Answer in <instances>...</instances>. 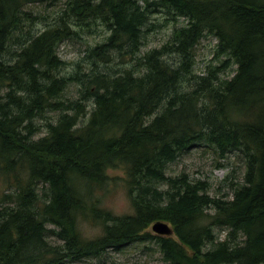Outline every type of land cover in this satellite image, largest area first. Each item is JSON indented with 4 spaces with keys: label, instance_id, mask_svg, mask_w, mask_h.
I'll use <instances>...</instances> for the list:
<instances>
[{
    "label": "trees",
    "instance_id": "obj_1",
    "mask_svg": "<svg viewBox=\"0 0 264 264\" xmlns=\"http://www.w3.org/2000/svg\"><path fill=\"white\" fill-rule=\"evenodd\" d=\"M60 1L0 0V181L14 189L0 195V264H61L147 242L166 264H264V0H68L52 17L26 10ZM161 11L188 23L142 53ZM99 25L106 39L67 67L60 45ZM206 31L218 39L211 63L221 62L199 75L195 49ZM105 68L112 84L96 73ZM71 84L79 98L53 103ZM47 111H60L59 122L32 143ZM201 145L244 162L232 198L210 195L207 181L186 173L168 175ZM110 169L124 170L134 214L104 208L116 184ZM38 180L48 185L41 194ZM79 216L100 236L87 241ZM156 222L174 235L148 232ZM53 236L64 245L50 250Z\"/></svg>",
    "mask_w": 264,
    "mask_h": 264
},
{
    "label": "rangeland",
    "instance_id": "obj_2",
    "mask_svg": "<svg viewBox=\"0 0 264 264\" xmlns=\"http://www.w3.org/2000/svg\"><path fill=\"white\" fill-rule=\"evenodd\" d=\"M68 0H62L53 7L41 4L29 5L26 10L34 13H50L58 11L63 3ZM156 1V0H151ZM145 2V0H144ZM40 14V13H39ZM167 12H157L152 16V25L146 33L142 53L149 52L153 49H160L167 43L170 44V37L174 27L183 25L179 22L168 20ZM97 31L95 34H88L86 28H78L80 32L73 39L65 40L59 47L60 57L68 63L67 67L77 63L81 58L85 57L86 51L90 47H94L102 43L109 35L106 27L95 26ZM215 46V41L208 37L204 38L196 47V65L195 71L204 74L207 72V67L211 63L212 51ZM216 61L213 66L219 64ZM220 65V64H219ZM115 70L126 68L124 65L113 63ZM236 69L232 66L228 72ZM85 70L88 73L92 72V67L86 65ZM230 75V74H229ZM76 85L68 88L66 95L74 99L78 96ZM60 111H47L38 120H35L34 139H40L48 135L49 121L57 120L60 117ZM245 171V164L242 160L232 156L227 160H220L212 147L201 145L183 153L178 160L168 165V175L171 177L178 176L182 173L188 174L192 179L208 181L212 185L211 195L213 196H231L230 183L233 181H241ZM109 175L115 179L116 184L111 187V190L104 195L103 206L110 211H114L118 215L130 214L132 207L128 198L127 192L123 186V178L125 172L123 169H110ZM231 177L229 178V176ZM229 178V179H228ZM228 179V180H227ZM4 190V186L0 182V192ZM83 234L88 239H94L101 234V229L98 226L83 222L81 224ZM152 231V227L149 228ZM221 239L226 238L227 231L220 232ZM173 236V235H172ZM55 240V238H53ZM159 248L153 242L143 244H133L123 250H108L98 258L78 261L77 263L68 262L66 264H166L163 260V255L159 252Z\"/></svg>",
    "mask_w": 264,
    "mask_h": 264
},
{
    "label": "bare ground",
    "instance_id": "obj_3",
    "mask_svg": "<svg viewBox=\"0 0 264 264\" xmlns=\"http://www.w3.org/2000/svg\"><path fill=\"white\" fill-rule=\"evenodd\" d=\"M41 5H47V6H50V7H53V6H55V2L54 3H48V2H46V3H43V4H41ZM40 14H43V15H45V16H49V17H52L53 16V14H54V11H52V12H50V13H47V14H45V13H42V12H39ZM186 18V17H185ZM185 18H180L178 21H174V22H179V23H182L183 25H181V26H184V25H186L188 22L186 21V19ZM181 26H178V27H181ZM176 27H174L173 28V30H172V32L174 31V29H175ZM205 35H206V37H208V38H210V39H213V41H215V46H214V48H213V51H212V53L214 52V49H215V47L217 46V44H218V39H217V37L213 34V33H211L210 31H206L205 32ZM205 37V38H206ZM212 58H213V54H212ZM218 62H221V60H219ZM210 65H213V63H211ZM70 68H72L71 66H69ZM70 68H68V70L65 72V73H62V74H60V76L61 77H64V78H68L69 77V74L71 73V70H70ZM237 69V68H236ZM236 69L234 70V72L233 71H230L229 72V74H230V77H234L235 76V71H236ZM105 70H109V69H107V68H105L103 71H101V70H97L96 71V73H99L98 75H101V74H104V82H105V84L106 85H109V84H112L113 83V81L115 80L114 79V77H115V74L113 73V72H107V71H105ZM110 71V70H109ZM121 73H118V75L116 74V76H117V78L118 79H120V75ZM199 75H203V74H201V73H198ZM106 85H103V87H107ZM71 86H73L72 84H71ZM76 88H78V85H76L75 86ZM109 87V86H108ZM65 92H63L59 97H53L52 98V101H53V103H57V104H59V103H67V102H65V101H68L69 99H72V98H69V97H67V95H66V91L67 90H64ZM42 95H45L46 97H48V95L44 92V93H41ZM79 98V93H78V96L77 97H75L74 99L76 100V99H78ZM59 122V119H57V120H53L52 121V124H54V125H56L57 123ZM34 134H35V132H34ZM47 136V135H46ZM45 136H43V137H41L40 139H42V138H44ZM33 140H32V143H34V142H36V140H40V139H34V138H32ZM175 163V162H174ZM189 176V175H188ZM190 177V176H189ZM191 178V177H190ZM192 179V178H191ZM192 180H199V179H192ZM201 181H204V180H201ZM1 182V181H0ZM208 182V181H207ZM39 183V184H38ZM209 183V182H208ZM37 184H38V187H37V191L41 194V193H43L44 191H45V189L46 188H48V185H46V184H43L40 180H38L37 181ZM210 185H211V183H209ZM3 185V184H2ZM4 186V185H3ZM36 189V188H35ZM211 189H212V185H211ZM211 189H210V195H211ZM231 190V189H230ZM14 191V189H6L5 187H4V190H2V192H0V195L1 194H3L4 192H6L7 194H10V193H12ZM213 196V195H212ZM217 197H219V196H217ZM233 197V192H232V190H231V196H222V198H225V199H230V198H232ZM103 204V203H102ZM131 207H132V205H131ZM104 208H106V207H104ZM107 209V208H106ZM112 212V211H111ZM113 213L115 214V215H117V216H122V215H118V214H116L114 211H113ZM130 214H134V210H133V207H132V212L130 213ZM125 215V214H124ZM52 216H54V217H57L56 215H55V211H53V214H52ZM62 216V215H61ZM83 222H87V220L85 219V218H83L82 216H79V218H78V221H77V223H78V229H79V231L81 232V234H82V236L85 238V239H87V241H89V240H95V238L94 239H88L84 234H83V230H82V227H81V224L83 223ZM158 223H161V224H165V225H167L170 229H172V226L169 224V223H166V222H156V223H154V224H152L149 228H151L152 227V231H149V228H148V232H150V233H152L153 235H161V234H159L158 232H156L155 230H154V226L156 225V224H158ZM90 224V223H89ZM93 225V224H92ZM95 226V225H94ZM47 227H48V229H50L49 231H53V230H55L56 229V227L54 226V225H52V224H47ZM101 231V230H100ZM102 233V232H101ZM99 237V236H98ZM53 238H55V240L53 239ZM97 238V237H96ZM49 245L47 246V248L48 249H50V250H54V249H58L59 247H57V246H59V245H64V242H63V240H61L59 237H57V236H53L50 240H49ZM108 250H121V249H115V248H109V249H107L106 251H103L100 255H98V256H91V257H89V258H67L65 261H63L61 264H66V263H68V262H72V263H77L78 261H84V260H88V259H91L92 257H94V258H98V257H100V256H102L105 252H107Z\"/></svg>",
    "mask_w": 264,
    "mask_h": 264
},
{
    "label": "water",
    "instance_id": "obj_4",
    "mask_svg": "<svg viewBox=\"0 0 264 264\" xmlns=\"http://www.w3.org/2000/svg\"><path fill=\"white\" fill-rule=\"evenodd\" d=\"M154 230L161 235H169L172 233V230L167 225L161 223L156 224Z\"/></svg>",
    "mask_w": 264,
    "mask_h": 264
}]
</instances>
